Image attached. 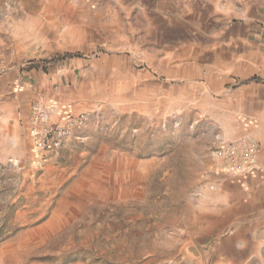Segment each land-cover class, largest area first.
<instances>
[{
	"label": "rangeland",
	"instance_id": "1",
	"mask_svg": "<svg viewBox=\"0 0 264 264\" xmlns=\"http://www.w3.org/2000/svg\"><path fill=\"white\" fill-rule=\"evenodd\" d=\"M255 57L264 0H0V264H264L251 175L212 154ZM37 99L77 119L55 150Z\"/></svg>",
	"mask_w": 264,
	"mask_h": 264
},
{
	"label": "crops",
	"instance_id": "2",
	"mask_svg": "<svg viewBox=\"0 0 264 264\" xmlns=\"http://www.w3.org/2000/svg\"><path fill=\"white\" fill-rule=\"evenodd\" d=\"M234 73L242 80L224 93L225 115L231 120L223 133L231 139L249 134L259 143V168L245 182L251 183V196L257 205L255 219L264 224V79H258L264 74V66L256 57L255 60L244 59ZM254 77L256 80H252ZM238 117L247 118L253 126L248 129L249 125L237 120Z\"/></svg>",
	"mask_w": 264,
	"mask_h": 264
},
{
	"label": "built area",
	"instance_id": "3",
	"mask_svg": "<svg viewBox=\"0 0 264 264\" xmlns=\"http://www.w3.org/2000/svg\"><path fill=\"white\" fill-rule=\"evenodd\" d=\"M57 108L41 99L34 100L29 114V135L34 149L51 151L57 149L67 138L77 123L76 117L64 114L52 121ZM213 156L220 161L221 170L228 176H248L258 168L259 143L251 135L234 139L219 140L212 150Z\"/></svg>",
	"mask_w": 264,
	"mask_h": 264
},
{
	"label": "bare ground",
	"instance_id": "4",
	"mask_svg": "<svg viewBox=\"0 0 264 264\" xmlns=\"http://www.w3.org/2000/svg\"><path fill=\"white\" fill-rule=\"evenodd\" d=\"M190 250V249H189ZM191 252L193 253L194 252V249L191 248Z\"/></svg>",
	"mask_w": 264,
	"mask_h": 264
},
{
	"label": "trees",
	"instance_id": "5",
	"mask_svg": "<svg viewBox=\"0 0 264 264\" xmlns=\"http://www.w3.org/2000/svg\"><path fill=\"white\" fill-rule=\"evenodd\" d=\"M252 80H256V77L252 78Z\"/></svg>",
	"mask_w": 264,
	"mask_h": 264
}]
</instances>
